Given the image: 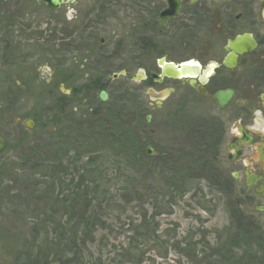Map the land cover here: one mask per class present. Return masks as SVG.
<instances>
[{
	"label": "rangeland",
	"instance_id": "374dc122",
	"mask_svg": "<svg viewBox=\"0 0 264 264\" xmlns=\"http://www.w3.org/2000/svg\"><path fill=\"white\" fill-rule=\"evenodd\" d=\"M163 3L0 0V264H263L252 232L251 247L221 251L239 223L200 167L202 116L165 97L169 82L130 78L159 56L142 48L182 59L204 30L187 15L157 36ZM98 77L106 100L83 92Z\"/></svg>",
	"mask_w": 264,
	"mask_h": 264
},
{
	"label": "flooded vegetation",
	"instance_id": "af4514ba",
	"mask_svg": "<svg viewBox=\"0 0 264 264\" xmlns=\"http://www.w3.org/2000/svg\"><path fill=\"white\" fill-rule=\"evenodd\" d=\"M163 2L157 12V36L187 15L202 16L204 30L189 37L182 59L174 60L154 42L148 49L137 44L147 55H159L152 58L151 67L141 63L146 75L142 80L150 78L156 86L169 82L165 97L175 93L178 110L202 116L197 136L203 128L214 134L211 163L225 211L240 226L253 227V240L264 252V0H181L178 16L161 24L168 6ZM170 64L183 68L185 77L157 82L154 75ZM152 67L157 74L148 73ZM92 82L101 79L87 84ZM162 99H157L158 107Z\"/></svg>",
	"mask_w": 264,
	"mask_h": 264
},
{
	"label": "trees",
	"instance_id": "16d2710c",
	"mask_svg": "<svg viewBox=\"0 0 264 264\" xmlns=\"http://www.w3.org/2000/svg\"><path fill=\"white\" fill-rule=\"evenodd\" d=\"M104 88V85L103 83L101 82H92L90 84H86L84 85L83 87V92L85 94H87L90 97L93 96L94 92L97 91V90H103ZM66 102H65V101ZM69 100L67 99V97H62V98H59L58 99V103L60 106L66 104ZM65 102V103H64ZM61 103H64L61 105ZM138 116H142L144 118V111L141 110L138 112ZM99 125V124H98ZM100 126V125H99ZM96 127V126H95ZM94 127V128H95ZM104 129H107V127H104ZM204 134V133H203ZM105 130H104V133L102 136H105ZM108 136L110 138H113L112 135H109ZM115 137V136H114ZM202 139L203 141V146L202 147V152L204 153L202 156L204 158V162L200 163V167L201 168H204L206 170L210 169L213 171V168H212V163H211V159L214 157V151L215 150V145H214V134L212 133V131H208L206 134L202 135L201 137H199ZM200 146V145H199ZM166 157V156H164ZM214 173V172H213ZM253 227H242L239 225V227H229V231H228V240L226 242V245L224 248H221V251L222 252H226V251H229L231 253H233V247L235 246H242L241 244H243L244 246H247L248 248L251 247V244L248 243V240H249V235L250 233L252 232L253 233ZM246 242V243H245ZM83 243H85V241H83ZM257 249L260 250V252L256 251V253L258 254H261L262 256L261 257H264V252L260 249L261 246L258 244V245H254ZM82 247V245H81ZM248 248L246 250H248ZM82 251V249H81ZM45 254H39V257H43ZM248 257L251 259V260H254V258H257V256H253L252 254H249ZM260 261H261V258H259ZM263 259V258H262ZM27 264V263H26ZM31 264H40L39 260L37 261H32ZM42 264H49L48 261H44ZM263 264H264V260H263Z\"/></svg>",
	"mask_w": 264,
	"mask_h": 264
},
{
	"label": "water",
	"instance_id": "95a60500",
	"mask_svg": "<svg viewBox=\"0 0 264 264\" xmlns=\"http://www.w3.org/2000/svg\"><path fill=\"white\" fill-rule=\"evenodd\" d=\"M39 2H42L45 4L48 8L51 9H60L62 4L65 2L69 3H75L77 0H38ZM168 6L164 9V11L161 14V24H164L168 18H174L178 16L180 8H181V0H167ZM127 72L125 70H122L118 73H114L110 78L109 81H112L119 76H125ZM185 70L177 65L170 64L163 66L162 71L158 75H154V78L157 82H162L165 77L167 78H177L181 79L185 77ZM146 75L143 71L138 72L137 74H134L131 76V79L133 80H142L145 79ZM63 87V86H62ZM63 93L69 94V89H63ZM168 90H166L165 95H167ZM100 98L102 100H106L108 98V94L106 91L102 90L100 92ZM151 117H147V121H150ZM24 125L32 129L34 126V121L32 119L24 120ZM8 146L7 141L0 135V154L6 150ZM148 153L152 154L153 151L151 148L148 149Z\"/></svg>",
	"mask_w": 264,
	"mask_h": 264
}]
</instances>
